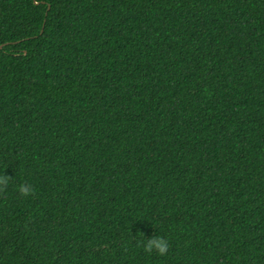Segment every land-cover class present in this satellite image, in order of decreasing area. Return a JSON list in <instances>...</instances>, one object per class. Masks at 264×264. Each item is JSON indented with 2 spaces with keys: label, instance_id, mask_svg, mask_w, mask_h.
<instances>
[{
  "label": "trees",
  "instance_id": "16d2710c",
  "mask_svg": "<svg viewBox=\"0 0 264 264\" xmlns=\"http://www.w3.org/2000/svg\"><path fill=\"white\" fill-rule=\"evenodd\" d=\"M0 44V264H264V0H0Z\"/></svg>",
  "mask_w": 264,
  "mask_h": 264
},
{
  "label": "clouds",
  "instance_id": "9594fccd",
  "mask_svg": "<svg viewBox=\"0 0 264 264\" xmlns=\"http://www.w3.org/2000/svg\"><path fill=\"white\" fill-rule=\"evenodd\" d=\"M8 179L9 177L6 175L0 176V184L6 183ZM17 190L21 195H28L32 191V188L29 184L21 183L17 186ZM142 247L145 253L155 251L157 254L163 255L167 252L169 245L167 240L159 236H150L144 239Z\"/></svg>",
  "mask_w": 264,
  "mask_h": 264
},
{
  "label": "water",
  "instance_id": "95a60500",
  "mask_svg": "<svg viewBox=\"0 0 264 264\" xmlns=\"http://www.w3.org/2000/svg\"><path fill=\"white\" fill-rule=\"evenodd\" d=\"M2 46V44H0V47Z\"/></svg>",
  "mask_w": 264,
  "mask_h": 264
}]
</instances>
